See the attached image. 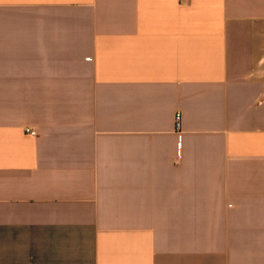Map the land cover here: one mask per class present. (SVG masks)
<instances>
[{
    "label": "crops",
    "instance_id": "0c3cea01",
    "mask_svg": "<svg viewBox=\"0 0 264 264\" xmlns=\"http://www.w3.org/2000/svg\"><path fill=\"white\" fill-rule=\"evenodd\" d=\"M0 264H264V0H0Z\"/></svg>",
    "mask_w": 264,
    "mask_h": 264
},
{
    "label": "built area",
    "instance_id": "2783aa9c",
    "mask_svg": "<svg viewBox=\"0 0 264 264\" xmlns=\"http://www.w3.org/2000/svg\"><path fill=\"white\" fill-rule=\"evenodd\" d=\"M181 119H182L181 114L178 113L177 114V126L178 127H181ZM26 131L33 134V135L37 134V131L32 130V129H26Z\"/></svg>",
    "mask_w": 264,
    "mask_h": 264
}]
</instances>
